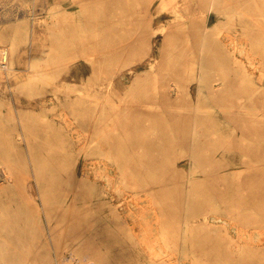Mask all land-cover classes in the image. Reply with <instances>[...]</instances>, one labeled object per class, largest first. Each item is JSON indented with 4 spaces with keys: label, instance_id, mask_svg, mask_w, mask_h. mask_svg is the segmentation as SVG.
I'll return each instance as SVG.
<instances>
[{
    "label": "rangeland",
    "instance_id": "rangeland-1",
    "mask_svg": "<svg viewBox=\"0 0 264 264\" xmlns=\"http://www.w3.org/2000/svg\"><path fill=\"white\" fill-rule=\"evenodd\" d=\"M236 1L246 5L251 0L222 4ZM85 2L90 6L86 19L91 25L86 46L84 50L71 46L63 56L58 33L68 14L61 6L57 11V7L62 4L76 11L83 2L0 0V210H6L0 220V264H45L38 254L61 259L60 263L64 256L73 255L67 262L84 264L88 260L85 250L93 246L101 248L112 264H264V188L252 187V179L264 180V157L260 158L259 149L264 140L249 137L253 135L249 128L252 117H257L253 113L264 119L263 107L254 108L264 102V51H250L258 60L254 69L248 66L255 83L230 61L207 63L206 85L222 95L220 100L215 99L213 110L217 117L229 120L227 135L219 144L205 140L200 137L205 125L199 124V140L192 146V105L188 108L187 103L192 104L190 97L197 101V83L190 81L189 54L185 53L184 70L178 74L175 64L180 62L179 57L169 55L185 46L186 36L177 24L183 18L172 17L175 2L182 14L186 13L185 0H164L163 4L161 0ZM150 16L152 23L147 21ZM217 21L222 23L213 16L208 23ZM20 25L16 34L15 28ZM110 27L116 41L121 38L129 44L127 52L110 62H93V71L88 59L95 61L101 55L106 45L102 41L109 36L105 31ZM222 31L230 30L223 26ZM141 37L149 39L144 43ZM5 62L13 63L16 70L2 67ZM79 73L82 77L77 76ZM170 83L180 89L182 105L174 107L176 117L169 114V129L165 128L168 132L161 139L157 137L164 134L155 124L151 102H164L166 93H172ZM66 86L81 91L70 92ZM161 87L167 88L165 95ZM129 105L139 108L131 112L121 108ZM18 130L24 134L26 148L16 145ZM158 139L163 143L160 147ZM4 146L13 152L9 157L1 154ZM22 150H27L25 157ZM160 150L169 153L163 155ZM42 154L50 161L47 166L54 167L62 177L61 183L50 186L49 194L43 193L38 184L41 181L47 185L45 176L37 178L31 170L38 166L33 160L41 159ZM204 156L210 164L203 162ZM76 160L79 177L78 170L74 171ZM221 164L225 169L214 173L216 179L208 168L218 169ZM8 166L13 167V175L5 182ZM101 169L111 176V185L105 186ZM73 176L79 179L76 183ZM223 179L225 182H220ZM23 181L35 199L28 196ZM13 183L19 187H11ZM218 188L227 189L226 194L216 192ZM187 190L196 191L200 198L204 195L205 201H200L203 209L189 207ZM77 194L82 204L71 203L70 199L77 200ZM64 197L68 203L61 202ZM110 200L132 209L135 219H118ZM129 202L138 204L133 209ZM11 213L24 216L26 231L20 242L8 232L11 223H5ZM204 214L210 218V225L201 228ZM184 215H193L195 220L181 238ZM13 226L20 230V224ZM206 233L219 243L206 245ZM218 244L222 246L219 250ZM12 254L20 259H12Z\"/></svg>",
    "mask_w": 264,
    "mask_h": 264
},
{
    "label": "bare ground",
    "instance_id": "bare-ground-1",
    "mask_svg": "<svg viewBox=\"0 0 264 264\" xmlns=\"http://www.w3.org/2000/svg\"><path fill=\"white\" fill-rule=\"evenodd\" d=\"M109 1L112 4L114 3V0H109ZM163 1L164 0H161V4L164 3ZM223 1H227V0H185V6L182 5V6H184V10L186 12L184 15L181 12L182 9L180 7H178V5H177L178 2L177 3L175 2L174 6L172 7L173 19L183 18L181 21L179 20L177 22V24L183 28L182 33L184 36H186L185 43H184L185 46L182 49L177 50V51L172 50L169 54L170 58L179 57L178 61H180V62L178 64H175L178 66V70L175 71V74H178L184 70L183 63H185V60H184V58L186 57L185 53L189 54V56L187 58L189 61V64H187V65H189V73H190L189 75L191 77L190 81H195L197 83V85H196L197 101H195V97H190L189 101L192 104L187 103L188 108L192 105L191 106L192 109L189 111L190 113L193 114V118L191 119L192 124H191V129H190V133H191L190 142H191L192 146L195 145L194 144L195 141L199 140L197 135H196L197 125H199V124L205 125V129H203L202 132L200 133V137L205 138V140H213L214 142L219 144L220 140H224L223 136L227 135V133L225 132V127H226V125H228L229 120L226 117H223L221 115L219 117H217L216 116L217 111L213 110L216 107V104L214 103L215 99H217L219 97V100H220L222 98L221 97L222 95L216 94L217 89H215L214 87H209L206 85L207 73H206L205 69H206L207 63H209V62L210 63H217V62H220L223 60H226V62L230 61L231 63H234L237 65V67H238V69L242 75L248 77V79L250 81L255 83V80L253 78V73L250 72V70L248 69V66L251 65L252 67L253 66L256 67V63H258V60L253 55L250 54V51H253V52H256V51L257 52H263L264 51V0H251L246 5H243L242 3H240V2L238 3V1H236L235 3L233 2L234 5L232 3V5H228V6L223 5L222 4ZM74 2L79 3V4L81 2H83L82 4H80L81 5L80 9L75 11L74 9H70V7H67L66 5H62V4H59L57 7V11L59 10V8L61 6L64 13L66 15L68 14V16H66V18L64 20V23L61 27V30L58 33L59 43L62 47L63 56H65L66 52L69 50V48L71 46L76 45L79 47V49L84 50V48L86 46L85 43H86L87 30H88V27L89 28L91 27L90 22L88 21V23H87V19H86L89 17V14H86V10H88L90 6L88 4H86L85 0L84 1L83 0H74ZM211 14H214L213 16H217L219 18V20H222V23L220 21H219V23L217 21V22L213 23L212 25L210 23H208L210 18L213 17V16H211ZM146 20H145V22H147V21L149 23L153 22V18L151 16L148 17L147 21ZM21 26L22 25L16 26V28H15L16 34L18 31H20ZM223 26L228 28L230 31L229 32H223L222 31ZM96 33H98V32H96ZM105 33H108L109 36L106 40L102 41L103 42L102 44L103 45L106 44V45L101 49V55H99L97 57V59L95 58V61L91 58L88 59L90 63L92 62L93 71L96 69V66L94 65V63H96V61H98V63H100L102 61H104V62L109 61L110 62L114 58L118 57L121 53H124V52L126 53L127 52V46H129V44L123 42L121 38H119L120 41H116L117 39H115L112 36L113 34H112L111 27L109 28V30H106ZM148 39L149 38H147V37H141V40L144 43L147 42ZM115 43H118L119 45H114ZM115 46H118V47L115 49L114 48ZM180 52H183V53L180 54ZM95 56H97V55H95ZM12 64H11V62H9L7 64L5 62L2 67L12 71V68H13ZM32 67L33 66L30 65V68H32ZM254 67H253V69H254ZM150 68L152 69L153 65H151ZM13 70L15 71L16 69L13 68ZM77 76L82 77V74L79 73V74H77ZM170 84L173 86L171 89L172 93H170L171 95L169 96V94L166 93V96H164L165 97L164 102H161L158 99H155L153 102H151V105L154 106L155 111L149 110L156 115L155 124L159 125L158 128L160 131H162L161 134H164L163 136L157 137V138H161V139L164 138V136L168 132V131L167 132L165 131V128H167L166 126L168 124H170V122H171V116L169 114H171L172 116H175V114L172 112H174L177 108H174V107L175 106L181 107V105H182L181 104L182 100L180 99V96H179L180 89L176 86V83H170ZM108 85H110V84H108ZM260 86H262V84ZM66 88L69 89L70 92H74V91L80 92L81 91V88H78V87L74 88L71 86H66ZM258 88H259V86L255 87L256 90ZM166 89H167L166 87H161V90L163 91V95H165ZM262 100H263V98H262ZM263 104H264V102L261 104H259V103L255 104L254 108H259L261 105V108L263 107V109H264ZM121 108L123 110H125L126 112H131V111L139 108V106L138 105H133V106L129 105V106H123ZM253 114L257 117H254V118L252 117V120H253L252 125H250V123H248L250 125L249 128H251L252 132H253V135L249 136V137L252 140L256 139L257 141L260 142V141L264 140V119L259 117L260 114L258 112H254ZM165 117H167V118H165ZM173 121H175L174 118H173ZM242 121L246 122L245 118H243ZM189 123H190V120H189ZM189 123H188V126H189ZM171 128H170V131H172V129H173V128L172 129ZM167 129H169V128H167ZM15 139L17 142L16 145H18L19 148L23 149L25 147V145H24V143H22L24 141V134H23L22 130H18ZM160 145L162 146L163 143H160L159 139H158L157 147H160ZM206 147H208V146L206 145ZM259 149L262 150L261 151L262 155H260V158L264 157V146L259 147ZM160 151L162 152L163 155H167L169 153V151H164V150H160ZM1 152H2L1 153L2 156L4 154L7 157L12 155V153H13V152H11V148L6 147V146H4V148L1 149ZM21 153H23L24 157H25L27 150H22ZM21 153L17 152L16 155H21ZM78 155H80V152ZM40 158L41 159H39V160H35V161L33 160V162L38 164V166H37V168H33L31 170L34 172V174L37 178H39V177L43 178V176H45L44 179L47 182L46 183L47 185H44V183H42L41 181L38 182V184L40 183V187H41L40 189L43 191V193L45 192V193L49 194L51 192L50 186L54 187L58 183H61L62 177H61V174L55 172L56 169L54 167L47 166V163L50 161L48 159H46L43 154L41 155ZM203 162L206 165H208L211 163V160L209 158H207L206 156H204ZM78 163L79 162H77V160L74 162V165H75L74 171L78 170V173L76 175L79 177L80 176L79 173L81 171H80V168H78ZM230 164H235V163L232 162ZM132 166H133V168H135L136 167L135 163H133ZM224 169H225V167L222 164L219 166L218 169H215V168L210 166L208 168V172H209V174L213 175L216 179H218V177H216L214 175V173H216V171L221 172ZM4 171L6 172L5 173L6 177H4V181L8 182V178L13 175V167L8 166V168H6ZM99 174H101L102 176H104L106 178L105 186L111 185V180H110L111 176L110 175H109L110 177L108 175H106V173L103 172V169H101L99 171ZM77 176H73V182L74 183H76V181L79 180ZM196 177H197V175H196ZM223 177L226 180L227 174L223 175ZM224 179L221 181L219 180V181L224 183L225 182ZM96 180H98V179H96ZM176 183H178L179 186L181 185V182L179 181V179L176 181ZM11 187H13L14 189H17L19 187V185L17 187V185H15L13 183V184H11ZM23 187L26 191H28V193H29L28 196L30 198L35 199V197L29 192L28 184L26 181H23ZM178 187L176 189H177V191H180V189ZM252 187H254V188L262 187V190H263L264 180L252 179ZM218 190L222 194H226V192H227V189L218 188V189H216V192ZM180 194L181 193H178L175 196V198H174L175 201L178 200ZM186 195L187 196H186L185 201L187 202V204L189 205L190 208H195V209H199V210L204 208V203L201 204V202H200L201 200L205 201L206 198H204V195H202L203 197L200 198L197 195L196 191L190 193L188 190H187ZM119 196H122V195L120 194ZM205 196L207 197V195H205ZM76 197H77V200H75V197L70 199L71 203L82 204L81 203V199H82L81 195L79 196V194H77ZM61 202L62 203H68L69 199L67 197H64L61 199ZM109 203L115 205V206H112L113 207L112 210H114L116 212V217L118 219L123 218V220H125L126 222H128V220H134L135 219L133 217L132 209H129V208L126 209L125 207L121 206L122 202H120V204L119 203L117 204V203H114L113 201L110 200ZM137 204H138L137 202H135V203L129 202V205L130 206L132 205L133 209L136 208ZM5 213H6L5 209L0 210V220H2L4 218ZM75 218H78V215ZM208 218L209 217L204 214L202 216V220H201L199 227L203 228V227L210 225V221L208 220ZM193 220H195V217L193 215H191L188 218H186L185 215L183 216V218L181 219V225H183V227H182L183 233L181 232V238H182V235L186 233V231L188 229L187 227L189 226V224ZM5 223L7 226L9 225V223H11V228L8 227L10 229V230H8V232H9L10 236H12V238L15 242H20L22 240L20 236L24 235V230H25V228H24L25 227L24 216H22L21 213L20 214L19 213H11V214H9V217L6 219ZM13 224H17V225L20 224L21 225L20 230L14 229L13 227H15V226H13ZM146 226H149V225H146ZM137 228L138 227L136 226V229ZM232 231L228 232V235L230 236V238L234 237ZM137 233L139 235L142 234V232H140L138 229H137ZM247 235L248 234H246V236ZM203 238H204V243L206 245H209L210 243H212L214 246L215 243L216 244L219 243V241L216 238L210 236L209 233H206L203 236ZM169 240H170V238H169ZM221 247L222 246L218 244L217 250H219ZM162 250H164V249H162ZM85 254H86V257L88 260L84 264H112L109 256L102 254L101 248H99L97 246H93V247H90V249L85 250ZM36 256L42 257L45 264H50V263L51 264H54V263H56V264H73L72 262H67V260L70 258L69 256H64L62 258L61 263H60L61 259L51 260L52 258L43 256V255H39V254ZM10 257L12 259H20V256H18L17 254H12V255H10ZM72 258H73V255L71 256L70 259H72Z\"/></svg>",
    "mask_w": 264,
    "mask_h": 264
}]
</instances>
